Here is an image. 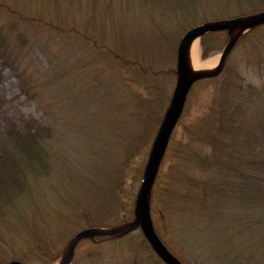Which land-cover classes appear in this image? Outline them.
I'll use <instances>...</instances> for the list:
<instances>
[{
    "label": "rangeland",
    "instance_id": "rangeland-1",
    "mask_svg": "<svg viewBox=\"0 0 264 264\" xmlns=\"http://www.w3.org/2000/svg\"><path fill=\"white\" fill-rule=\"evenodd\" d=\"M261 13L264 0H0V264H63L78 231L135 221L184 36ZM243 26L196 37L201 61L220 55L210 77L226 64L193 82L149 193L188 264H264L262 205L243 188L262 172L264 23ZM147 241L141 226L88 236L66 264H166Z\"/></svg>",
    "mask_w": 264,
    "mask_h": 264
},
{
    "label": "water",
    "instance_id": "water-1",
    "mask_svg": "<svg viewBox=\"0 0 264 264\" xmlns=\"http://www.w3.org/2000/svg\"><path fill=\"white\" fill-rule=\"evenodd\" d=\"M248 23L250 24L264 23V13L249 17H244L242 19L227 20L216 23H207L202 26L199 25L198 27L192 28L184 36L179 47L178 83L175 89V93L171 99L169 109L162 121L156 139L154 141L153 148L150 153L149 161L145 167L144 176H143L144 178L143 185L138 193V197H137V205L139 209L138 218H136V220L133 222L120 225V227L118 226L117 228L109 231H105L100 228H88L81 230L71 240L70 249L63 260V264H66L71 259L76 244L82 238L93 236L96 234L101 235L105 233H115V232L126 233L132 229H135L138 226L142 227L144 234L147 240L149 241V243L151 244L153 250L166 264H183L167 249V247L163 244L158 234L156 233L152 221L150 219L148 198L154 182L158 165L161 161L164 150L167 146L169 137L175 127L176 122L179 119V116L182 112L187 95L189 93V90L193 82L199 78L187 73L186 64H185L186 48L188 43L198 35H202L208 31L222 30L235 26H243V25H247ZM233 42L227 46L225 53H223V56L232 48ZM7 264H23V263L19 261H11Z\"/></svg>",
    "mask_w": 264,
    "mask_h": 264
},
{
    "label": "trees",
    "instance_id": "trees-1",
    "mask_svg": "<svg viewBox=\"0 0 264 264\" xmlns=\"http://www.w3.org/2000/svg\"><path fill=\"white\" fill-rule=\"evenodd\" d=\"M75 1H78L79 3H81V2H88V0H75ZM236 16V15H235ZM234 16V17H235ZM40 19H42V18H40ZM94 19H96V16L94 17ZM92 22H94V21H91L90 23H92ZM195 25V24H194ZM1 30V29H0ZM225 64H226V60H224V62H223V69L221 70V73L223 72V70H224V67H225ZM220 73V74H221ZM220 74H218L219 76H220ZM216 76V77H208V78H205V79H210V78H212V79H216L217 77H219V76ZM203 80V79H202ZM7 142H3L2 140H1V146H2V149L4 150V151H6L9 155H10V153H12L11 152V148H8V145H9V143H7ZM26 143H29V141H24V142H17L16 144H15V149H17V151H19V152H21L22 154L23 153H25V151H26ZM260 161V160H259ZM261 170H262V172L261 171H259V174H258V176H259V178L258 179H252V176L253 175H250V174H248L247 175V178H248V180H247V183L245 184L246 186L245 187H243V188H245L246 189V191H247V193H248V197L249 198H251L252 199V201L254 200V199H256V202H258L259 204L261 203V205H262V208H261V214L259 215V213H258V215L256 216V219L259 221V222H261V223H257V224H262V225H264V156H263V160H261ZM241 182H239V179H237V181H234L233 183H234V185H232L233 187H238V186H241V187H238V188H242V185L243 184H241L243 181L242 180H240ZM253 182V184H255V187L252 189V188H248L247 187V184L248 183H252ZM250 187H251V185H250ZM242 190V189H241ZM241 190H239V191H241ZM1 194H2V192H1ZM2 196V195H1ZM217 198L218 197H216L215 198V201L217 200ZM254 198V199H253ZM128 219L126 218V220L125 219H122L121 220V222H124V221H127ZM259 226V225H258ZM257 226V227H258ZM262 234L260 235V237L262 238ZM264 238V237H263ZM262 238V239H263ZM161 239V238H160ZM253 240V239H252ZM163 243H164V245L167 247V249L175 256V257H177L180 261H182L184 264H188V262L182 257V256H180V255H177L171 248H169L166 244H165V242L164 241H162ZM253 242V241H252ZM147 244H148V246H149V248H151L152 249V247H151V245H150V243L147 241ZM261 244V247H264L263 246V244L262 243H260ZM255 245H256V242H255ZM153 250V249H152ZM153 252H154V250H153ZM155 253V252H154ZM155 255H156V257L158 258V259H160L159 257H158V255L155 253ZM12 259V258H11ZM20 261H22V262H24V263H26L27 264V262H25L24 260H21V259H19ZM161 260V259H160ZM159 260V261H160ZM162 261V260H161ZM161 261H160V263H161ZM154 263H157V260H154L153 261ZM152 262V263H153Z\"/></svg>",
    "mask_w": 264,
    "mask_h": 264
},
{
    "label": "bare ground",
    "instance_id": "bare-ground-1",
    "mask_svg": "<svg viewBox=\"0 0 264 264\" xmlns=\"http://www.w3.org/2000/svg\"><path fill=\"white\" fill-rule=\"evenodd\" d=\"M245 28H246L245 26H242L240 29L245 30ZM214 31H217V30H214ZM214 31H212V32H214ZM239 31L240 30H233L232 31V37L235 36L237 34V32L240 33ZM197 42L198 41L195 37V39L193 38L188 43L187 48H186V52H185V64H186L187 73L190 75L194 74L195 77L200 76L197 79V80H199V79H202L201 75H204L203 78L210 77L214 73V71H216V69L220 63V55L219 56H213V57H210L204 61H201L198 58V48H197L198 43ZM219 72H220V70L218 71L217 75L219 74ZM205 75H208V76H205ZM170 103H171V100H170ZM170 103H169V106H170ZM165 115H164V117H165ZM164 117H163V119H164ZM163 119H162V121H163ZM162 121H161V124H162ZM177 123L178 122H176L175 125H177ZM161 124H160V126H161ZM78 232H80V231H78ZM72 239H73V237L70 239V242ZM78 244L79 243H77L76 246H78ZM76 246H75V248H76Z\"/></svg>",
    "mask_w": 264,
    "mask_h": 264
}]
</instances>
